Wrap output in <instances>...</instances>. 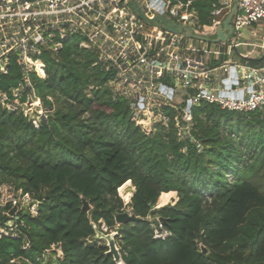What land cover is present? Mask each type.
Instances as JSON below:
<instances>
[{"label": "trees", "instance_id": "trees-1", "mask_svg": "<svg viewBox=\"0 0 264 264\" xmlns=\"http://www.w3.org/2000/svg\"><path fill=\"white\" fill-rule=\"evenodd\" d=\"M220 4L193 0L199 24L209 25ZM42 58L44 67L31 77L50 110L47 121L37 127L0 103V186L12 184L41 201L37 216H25L30 247L23 248V238H0L2 259L117 264L106 243L87 239L102 222L116 227L126 206L121 188L133 195L131 212L140 218L115 229L124 264H264V108L237 112L202 101L189 113L190 134L181 135L175 117L185 125L182 109L163 105L168 125L159 121L147 133L127 101L113 97L111 73L94 65L96 53L81 48L79 37ZM22 78L15 56L0 87L9 90ZM176 192V203L166 205ZM150 216L172 235L154 238ZM53 244L64 256L44 262Z\"/></svg>", "mask_w": 264, "mask_h": 264}, {"label": "built area", "instance_id": "built-area-1", "mask_svg": "<svg viewBox=\"0 0 264 264\" xmlns=\"http://www.w3.org/2000/svg\"><path fill=\"white\" fill-rule=\"evenodd\" d=\"M134 1L145 17L137 12L133 0H0V80L2 74L9 72L15 56L23 74L18 85L9 90L0 87V103L7 109L22 112L37 127L41 121H47L50 110L38 95L31 73L44 67V50L57 53L77 36L81 48L96 53L94 65L111 73L107 83L113 97L127 101L133 119L147 133L153 129L145 128L143 123L151 122L157 114L160 119L155 122L168 125L170 116L162 111L163 105L182 109L185 125L175 117L181 135L190 134L189 113L202 101L237 112L264 108V64L251 65L237 50L246 45L244 31L264 22V0L238 1L231 20V36H236L232 42L230 38L226 42L199 40L172 31L154 19L165 16L191 27L196 34L216 37L217 28L231 12L235 0H220L221 4L211 11L209 25L199 24L192 9L193 0ZM204 27L208 30L202 32ZM259 46L264 49V43ZM222 57L224 62L220 63ZM178 98L183 101L178 102ZM30 108L35 111L30 113ZM40 203L29 192L9 183L2 184L0 238H23V248H29L30 226L25 216H37ZM151 221L154 238L166 239L172 235L161 218ZM117 226L118 222L114 228L101 224V230L114 232ZM91 238L96 236L87 241ZM57 252L58 258H63L61 245L53 244L44 250L41 259ZM25 261L31 263L21 256L7 260L0 256V264ZM117 264H124V260L121 258Z\"/></svg>", "mask_w": 264, "mask_h": 264}, {"label": "water", "instance_id": "water-1", "mask_svg": "<svg viewBox=\"0 0 264 264\" xmlns=\"http://www.w3.org/2000/svg\"><path fill=\"white\" fill-rule=\"evenodd\" d=\"M238 1L239 0H235L231 12L225 18L223 23L217 28L216 37L214 39H212L213 41H215V42H226L231 37V35L233 33V26L231 24V20H232L233 14L237 10ZM133 2H134L135 8L137 9V12L141 16L145 17L142 9L138 6V3L135 2L134 0H133ZM154 20H160L161 22H163L166 25V27H168L172 31L184 32L187 36L194 37V38L199 39V40H206V41L210 40L209 38H207L203 35H199V34L194 33L193 29L191 27L178 24V23L172 21L171 19H169L165 16L158 15ZM84 208L87 210L89 209V204L86 201L84 202ZM139 219L140 218L136 217L133 214H129L128 212H121V213L117 214V216H116V221L118 223L127 222V221H134V220H139ZM95 231H96V237L99 240H104L106 242V245L109 248L108 253H111L114 256V259L116 262L120 261L122 256H121V252H120V247L116 241V237L118 236V232L114 231V232L106 233L103 230H101L97 225H95ZM203 251L207 252V248L203 247Z\"/></svg>", "mask_w": 264, "mask_h": 264}, {"label": "rangeland", "instance_id": "rangeland-1", "mask_svg": "<svg viewBox=\"0 0 264 264\" xmlns=\"http://www.w3.org/2000/svg\"><path fill=\"white\" fill-rule=\"evenodd\" d=\"M167 15H168V13H167ZM203 32H205V31H203ZM208 33V32H207ZM207 38H210V39H214L215 37H211L210 36V34H208V36H206ZM236 39V36H231L230 37V41L232 42V41H234ZM244 47V46H243ZM242 48V46L241 47H239L237 50H238V53H240V54H242L243 55V59H244V61H248V59H263V61H264V49H261L260 50V46L258 45V47L257 46H255V45H252L251 47H249V46H245L243 49H241ZM245 58L247 59V60H245ZM238 58L236 57L235 58V60H237ZM220 63H223L224 61H223V57L220 59ZM249 62V61H248ZM264 64V62L262 63V64H259V65H263ZM252 65V64H251ZM258 65V66H259ZM182 102L183 101V99H179L178 98V102ZM31 109V108H30ZM29 109V111H31L30 113H32V112H34L35 111V108H33V109H31L30 110ZM150 115V114H149ZM149 117V116H148ZM148 117H147V119H148ZM158 119H160V115L159 114H157L153 119H152V121L150 122V120H148V122H147V124L144 122L143 123V126L145 127V128H147V129H153V126H154V124L156 123L155 121L156 120H158ZM128 189H133V191L135 192V187L134 186H130ZM128 189H126L125 191H127ZM118 192H119V195L121 196V198L124 200V204L126 205L125 206V211H123V212H128L129 214H132V209H131V206L129 205V203L131 202V197L133 196V195H128L127 194V192H124L123 190H121V188H120V191L118 190ZM178 200V195H177V192H176V195H175V198L170 202V203H168V204H166V205H173V204H175L176 203V201ZM163 206H165V205H163ZM91 205L89 206V209H91ZM156 207L158 208V207H161L160 205H158V203L156 204ZM88 209V210H89ZM158 218H160V217H158V216H150L149 217V219L150 220H153V221H156ZM104 225H106V224H104V222H102V227H104ZM103 229V228H102ZM89 243H97V244H101V243H106L104 240H99L97 237L96 238H91V241L89 242ZM52 255H53V258L54 259H56V258H58V256H60V254H58V252H57V254L56 255H54V253H51ZM49 256H50V254L48 253V254H46L45 255V257L42 259L44 262H46V261H48L49 260Z\"/></svg>", "mask_w": 264, "mask_h": 264}, {"label": "crops", "instance_id": "crops-1", "mask_svg": "<svg viewBox=\"0 0 264 264\" xmlns=\"http://www.w3.org/2000/svg\"><path fill=\"white\" fill-rule=\"evenodd\" d=\"M243 41L246 42V45H243L244 47H251L252 45L258 47L259 44L262 45L264 43V22L255 23L252 27L246 29L244 31ZM243 46L241 49L244 48Z\"/></svg>", "mask_w": 264, "mask_h": 264}, {"label": "bare ground", "instance_id": "bare-ground-1", "mask_svg": "<svg viewBox=\"0 0 264 264\" xmlns=\"http://www.w3.org/2000/svg\"><path fill=\"white\" fill-rule=\"evenodd\" d=\"M203 30L207 31V30H208V28H203L201 31L203 32Z\"/></svg>", "mask_w": 264, "mask_h": 264}]
</instances>
